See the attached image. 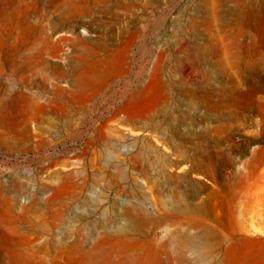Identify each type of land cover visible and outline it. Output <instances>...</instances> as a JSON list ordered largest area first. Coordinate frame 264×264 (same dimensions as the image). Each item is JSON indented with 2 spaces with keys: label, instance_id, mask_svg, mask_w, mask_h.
I'll return each instance as SVG.
<instances>
[{
  "label": "rangeland",
  "instance_id": "rangeland-1",
  "mask_svg": "<svg viewBox=\"0 0 264 264\" xmlns=\"http://www.w3.org/2000/svg\"><path fill=\"white\" fill-rule=\"evenodd\" d=\"M242 238L264 264L263 0H0V264Z\"/></svg>",
  "mask_w": 264,
  "mask_h": 264
},
{
  "label": "bare ground",
  "instance_id": "bare-ground-1",
  "mask_svg": "<svg viewBox=\"0 0 264 264\" xmlns=\"http://www.w3.org/2000/svg\"><path fill=\"white\" fill-rule=\"evenodd\" d=\"M264 1V0H263ZM245 239L242 238V239H238L236 240L235 242H233L231 245H229L225 251L223 252V258L225 260V264H232V260H231V257L234 255V254H237L240 250L243 249L244 247V244H245ZM244 242V243H243ZM240 245V249L239 251H237V246ZM222 260V259H221Z\"/></svg>",
  "mask_w": 264,
  "mask_h": 264
}]
</instances>
